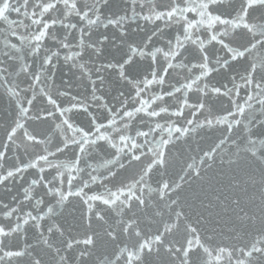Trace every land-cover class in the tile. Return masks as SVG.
Returning a JSON list of instances; mask_svg holds the SVG:
<instances>
[{
	"label": "snow or ice",
	"instance_id": "snow-or-ice-1",
	"mask_svg": "<svg viewBox=\"0 0 264 264\" xmlns=\"http://www.w3.org/2000/svg\"><path fill=\"white\" fill-rule=\"evenodd\" d=\"M0 264H264V0H0Z\"/></svg>",
	"mask_w": 264,
	"mask_h": 264
}]
</instances>
